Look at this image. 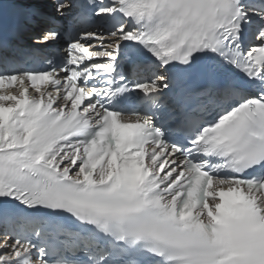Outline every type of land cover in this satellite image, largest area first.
I'll use <instances>...</instances> for the list:
<instances>
[{
	"label": "snow or ice",
	"instance_id": "obj_1",
	"mask_svg": "<svg viewBox=\"0 0 264 264\" xmlns=\"http://www.w3.org/2000/svg\"><path fill=\"white\" fill-rule=\"evenodd\" d=\"M25 80L52 88L0 95V264H264V0H3Z\"/></svg>",
	"mask_w": 264,
	"mask_h": 264
},
{
	"label": "bare ground",
	"instance_id": "obj_2",
	"mask_svg": "<svg viewBox=\"0 0 264 264\" xmlns=\"http://www.w3.org/2000/svg\"><path fill=\"white\" fill-rule=\"evenodd\" d=\"M13 95H17V94H13ZM5 106H9L12 102H4Z\"/></svg>",
	"mask_w": 264,
	"mask_h": 264
}]
</instances>
